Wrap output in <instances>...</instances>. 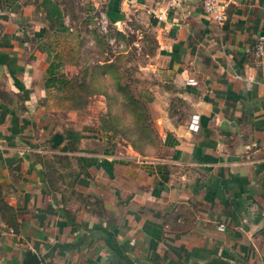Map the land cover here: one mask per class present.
Here are the masks:
<instances>
[{"label":"crops","instance_id":"crops-1","mask_svg":"<svg viewBox=\"0 0 264 264\" xmlns=\"http://www.w3.org/2000/svg\"><path fill=\"white\" fill-rule=\"evenodd\" d=\"M224 1L0 0V264H264V0Z\"/></svg>","mask_w":264,"mask_h":264},{"label":"built area","instance_id":"built-area-1","mask_svg":"<svg viewBox=\"0 0 264 264\" xmlns=\"http://www.w3.org/2000/svg\"><path fill=\"white\" fill-rule=\"evenodd\" d=\"M185 0H173L174 3H179ZM204 13L218 25L222 26L226 19V3L224 0H198ZM161 19V17H158ZM253 65L259 72L261 82L264 85V36H259L255 45L252 47ZM195 84L194 82H191ZM196 121V120H195ZM192 130H198V125L192 124L190 127ZM218 230L224 232L225 227L220 225Z\"/></svg>","mask_w":264,"mask_h":264},{"label":"water","instance_id":"water-1","mask_svg":"<svg viewBox=\"0 0 264 264\" xmlns=\"http://www.w3.org/2000/svg\"><path fill=\"white\" fill-rule=\"evenodd\" d=\"M246 224L250 229L251 235H256L264 230V217L256 214L253 210H248L245 213ZM26 264H42V261L37 255H29ZM188 264H238L227 258L217 255L210 256L205 260H191Z\"/></svg>","mask_w":264,"mask_h":264},{"label":"rangeland","instance_id":"rangeland-1","mask_svg":"<svg viewBox=\"0 0 264 264\" xmlns=\"http://www.w3.org/2000/svg\"><path fill=\"white\" fill-rule=\"evenodd\" d=\"M128 40L129 41H125V43L126 44H129V45H131L132 44V42H133V38L131 37V35H130V37L128 38ZM139 45H137L136 47H138ZM145 46H148V45H145ZM143 47L142 49H143V51H144V49L146 48V47ZM135 47V48H136ZM142 47V46H141ZM135 48L133 49L132 48V50H131V53H132V55L134 56L135 54L134 53H137L136 51H138V48H136V50H135ZM136 59V58H135ZM122 108H124V107H122ZM135 110V112H137L138 111V107L137 108H135V109H133V111ZM112 114H115L114 113V111H112ZM117 114V113H116ZM115 114V115H116ZM120 115V116H119ZM130 117H132V113H131V108H129V111H128V113L127 114H125L124 112H122V111H120L119 113H118V115H117V117H115V116H111L110 114H109V118H104V120L106 121V123L108 124V127L107 128H109L110 130H115L116 131V128H117V126H119V127H121V126H123V128L126 130L127 129V127H129L128 126V122H129V119H131ZM103 120V119H102ZM104 120H103V122H104ZM128 120V121H127ZM105 123V122H104ZM135 126H130L129 127V129H132V128H134ZM122 128V127H121ZM121 134H122V136H124L125 137V133H122L121 132Z\"/></svg>","mask_w":264,"mask_h":264},{"label":"trees","instance_id":"trees-1","mask_svg":"<svg viewBox=\"0 0 264 264\" xmlns=\"http://www.w3.org/2000/svg\"><path fill=\"white\" fill-rule=\"evenodd\" d=\"M104 45V44H103ZM105 46V45H104ZM136 104H135V107L133 108V109H135V108H137V106H138V102H135Z\"/></svg>","mask_w":264,"mask_h":264}]
</instances>
